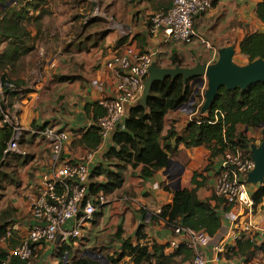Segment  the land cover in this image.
Returning <instances> with one entry per match:
<instances>
[{"label":"crops","instance_id":"obj_1","mask_svg":"<svg viewBox=\"0 0 264 264\" xmlns=\"http://www.w3.org/2000/svg\"><path fill=\"white\" fill-rule=\"evenodd\" d=\"M260 1L210 0V8L194 18V27L210 40L211 48L197 41H177L163 28L152 30L149 16L169 8L170 0H43L29 12L30 19L25 21L29 36L14 57L8 50L12 49L9 40H0V56L8 50V63L0 68V77L4 75L6 80L17 83L15 91L0 93V104L11 110L24 130L17 149L7 150L9 141L5 142L6 152L0 164V255L5 253L6 257L27 235L33 222L30 202L38 195L42 179L52 166L49 144L34 130L50 126L69 133L62 159L74 162L90 156V187L98 189L90 194L103 193L101 185L106 180L99 171L117 170L107 159L111 135L106 139L100 136L93 149L81 138L104 114L100 99L116 95L114 71L107 66L109 59L130 46L155 52L152 63L156 67H194L197 63L213 64L221 49L232 46L233 61L239 64L237 57L248 62L239 45L247 34L264 30L255 12ZM100 5L102 12L87 19L90 10ZM98 15L102 19L96 18ZM187 82L192 92L179 108L166 114L163 135L170 128L181 134L194 118L207 116L208 110L201 111L204 100L199 106L201 101L198 103L194 97L204 92L205 85L195 91L197 84ZM191 97L196 100L191 102ZM4 123L0 112V143ZM246 128L238 126V131L251 139L250 149L251 144L262 140L263 128ZM169 158L170 166L147 179L140 176V166L126 164L121 170L122 184L103 193L108 202L84 225L81 236L69 243L55 240L36 244L26 264H66L67 251L77 258L99 257L96 260L106 264H110V258L115 261L111 264H134L127 247L138 243L147 245L150 251L153 244L163 246L162 264H189L193 251L184 246L178 250L168 247L175 238L173 229L161 219L151 218L172 204L175 191L183 188L195 189L198 199L208 201L220 215V227L202 248L209 264H264L263 203L253 205L252 231L233 240L231 234L237 229L225 213L238 209L230 208L213 190L221 157L210 158V150L204 146L186 147L181 142ZM258 185L247 183L251 198ZM219 242L223 246L217 253L215 246Z\"/></svg>","mask_w":264,"mask_h":264},{"label":"trees","instance_id":"obj_2","mask_svg":"<svg viewBox=\"0 0 264 264\" xmlns=\"http://www.w3.org/2000/svg\"><path fill=\"white\" fill-rule=\"evenodd\" d=\"M8 1L0 0V4L4 5ZM42 2L43 0H15L11 5L0 8V40H9L12 49L8 50L13 57L18 49L24 47L28 39L29 33L25 21L30 19L29 12ZM255 12L264 25V0L257 3ZM239 46L240 52L248 61L264 58V30L247 34ZM7 51L1 55L2 57L0 56V68L8 63ZM2 79H5L4 75ZM12 82L17 86L16 81ZM190 92L192 89L189 82H184L182 76L164 78L152 84L145 107L137 105L128 110L122 128L119 127L111 134L112 144L107 150L108 162L115 165L117 170L99 171L105 175L106 180L101 185L103 193L107 194L120 187L121 170L126 164L134 168L140 166V176L144 179L152 177L157 170L166 168L170 160L169 154L181 142L186 147L204 146L210 150V158L221 157L225 150L235 146L241 148L245 154L251 155L249 149L251 139L243 131H238V126L254 129L264 127V82H257L244 90L221 88L206 117L194 118L181 134L170 128L167 134L163 135L166 114L179 108L187 100ZM195 97L201 100L199 92ZM197 106L194 105V108ZM4 127L3 142L0 143V164L6 152L5 142L9 141L12 135V129L7 123H4ZM81 142L90 149L95 148L100 142L98 126H93L85 133ZM91 189L93 187H90L91 192L98 190ZM252 199L254 206L263 203L264 211V182L257 186ZM151 218L162 219L171 228L180 225L196 230L202 229L208 236L220 227V215L216 207L211 206L208 201L199 200L195 189L176 190L172 204L162 207L159 214ZM181 247L183 246L178 249ZM127 248L134 264H162L165 259L164 247L161 245L153 244L152 251L147 245L139 243L134 246L128 245ZM4 258L5 253L0 255V261ZM108 260L110 264L114 261L111 258ZM66 262V264H106L88 256L77 258L69 251ZM12 264H26V261L14 258Z\"/></svg>","mask_w":264,"mask_h":264},{"label":"built area","instance_id":"obj_3","mask_svg":"<svg viewBox=\"0 0 264 264\" xmlns=\"http://www.w3.org/2000/svg\"><path fill=\"white\" fill-rule=\"evenodd\" d=\"M170 1L171 5L168 9L149 16L152 30L163 28L168 36L177 41L186 44L197 41L211 48L213 45L210 40L197 32L194 27V18L210 8V0ZM95 14L92 13L87 19ZM154 56L155 52L139 51L129 46L123 53L113 55L107 62V66L114 71L116 95L99 101L104 108V114L98 118L96 125L102 139L108 138L119 127L122 128V119H125L130 107L142 95L144 81ZM16 89L14 82L0 77V93L4 90ZM203 94L204 92L201 93L199 106L204 100ZM194 97L190 98L191 102L196 100ZM0 112L12 129L7 150L17 149L18 139L24 131L23 127L8 107L0 104ZM34 131L47 140L52 166L42 179L38 195L30 202L33 222L27 235L1 261V264H12L13 258L28 261L33 255L36 244L53 242L58 235V243L75 240L81 236L84 225L92 221L97 211L108 202L107 197L101 192L95 196L90 194L91 179L88 166L90 156L74 162L62 159V149L70 138L69 133L50 126ZM253 167L251 155L245 154L239 147L227 149L221 156L219 174L213 190L216 196L224 200L230 208L238 209L237 212L228 210L225 213L237 229L231 234L233 240L240 239L244 233H249L254 227L252 220L254 202L248 195L247 183L244 179ZM159 212L160 210L156 214ZM240 216L243 217L242 221H239ZM172 229L175 238L168 242V247L177 249L184 246L191 249L193 255L189 264H209V259L202 250L209 241V236L204 230L180 225L173 226ZM222 246L219 242L215 246V251L217 253L222 251Z\"/></svg>","mask_w":264,"mask_h":264},{"label":"water","instance_id":"obj_4","mask_svg":"<svg viewBox=\"0 0 264 264\" xmlns=\"http://www.w3.org/2000/svg\"><path fill=\"white\" fill-rule=\"evenodd\" d=\"M15 0H9L1 8L11 5ZM234 49L232 46L225 47L219 51L218 59L213 64L197 63L194 67H156L152 63L148 69V75L144 81V89L141 97L133 106H146L150 88L155 81L164 78H175L182 76L184 82L192 80L197 84L195 91L205 85L204 101L201 111H207L218 95L221 88L227 90L239 88L241 90L255 84L264 82V58H257L239 65L233 61ZM141 101V104L139 103ZM130 107V108H131ZM124 121V119H122ZM262 140L259 144L250 145L251 159L254 163L253 169L245 176V182L252 185L264 182V127H262ZM247 130V128H246ZM172 160L170 159L168 166ZM177 189L178 186H172ZM59 239L57 236L56 241ZM95 258V257H94ZM99 257H96V259Z\"/></svg>","mask_w":264,"mask_h":264},{"label":"rangeland","instance_id":"obj_5","mask_svg":"<svg viewBox=\"0 0 264 264\" xmlns=\"http://www.w3.org/2000/svg\"><path fill=\"white\" fill-rule=\"evenodd\" d=\"M99 1H96V4L98 3ZM102 8H103V5H100L99 7H98V9H95L94 7H93V9H91L90 10V12L87 14V16H90L92 13H96L95 15H97L98 13L100 14L101 12H102ZM96 18H99V19H102V18H100L99 17V15L98 16H96ZM236 60L239 62V64H246L247 63V61H243V60H241L240 58H237L236 57ZM201 100H199V102H200ZM198 102V103H199ZM149 215H150V213H149ZM151 216V215H150ZM66 260V259H65Z\"/></svg>","mask_w":264,"mask_h":264}]
</instances>
